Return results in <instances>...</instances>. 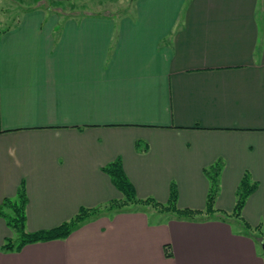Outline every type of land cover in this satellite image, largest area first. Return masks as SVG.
<instances>
[{"label":"crops","instance_id":"obj_1","mask_svg":"<svg viewBox=\"0 0 264 264\" xmlns=\"http://www.w3.org/2000/svg\"><path fill=\"white\" fill-rule=\"evenodd\" d=\"M131 1L13 21L0 6V210L21 182L31 232L104 208L122 198L103 169L120 158L139 198L167 203L174 184L200 211L221 160L215 211H115L20 250L2 249L17 233L0 214V264H264V0Z\"/></svg>","mask_w":264,"mask_h":264},{"label":"trees","instance_id":"obj_2","mask_svg":"<svg viewBox=\"0 0 264 264\" xmlns=\"http://www.w3.org/2000/svg\"><path fill=\"white\" fill-rule=\"evenodd\" d=\"M35 1L36 3L40 0H31ZM56 2V0H54ZM36 5V4H35ZM35 7V6H34ZM32 7H27L25 9H30ZM223 167L222 161H218L209 168L205 170V173L210 179V189L207 195L206 201V209L205 211L190 209V208H179L177 206L178 201V191L177 187L172 184L170 189L169 199L166 205L172 210L177 211L179 218L185 219H205L208 216L213 215L215 197L219 187V174ZM103 169L109 174L111 177L112 182L114 185L121 191L122 198L118 200H113L109 202L104 208H86L82 207L79 209L78 213L72 219L63 222L57 227L46 229V230H39L35 232L28 231L26 229V204H27V194L25 189L24 182H21L17 198L14 200H7L5 205H9L11 207L12 213H5L2 209L0 210V214H2L7 223L12 227L18 237L15 240L7 239L6 242L3 244V250H20L25 244L37 242V241H44V240H52L58 238H65L67 237L74 229L78 228L82 223H85L91 219H94L102 214H106L104 211L106 208L108 210L115 211H131L136 208H127L126 206L129 204L141 203L146 201H153L155 204H159L153 198H144L141 199L137 196L135 186L130 181L128 176L126 175L121 159L118 158L106 166ZM256 187L255 182H251L250 177L248 174L244 175L243 179L240 182L237 201L234 209V215H240V211L242 210L245 200L248 194ZM107 213H109L107 211ZM204 213H206L204 215ZM208 215V216H207ZM206 216V217H205ZM165 247H169L168 244ZM169 255L170 252L167 251Z\"/></svg>","mask_w":264,"mask_h":264},{"label":"rangeland","instance_id":"obj_3","mask_svg":"<svg viewBox=\"0 0 264 264\" xmlns=\"http://www.w3.org/2000/svg\"><path fill=\"white\" fill-rule=\"evenodd\" d=\"M131 2V0H76L72 3L70 2L69 4L67 2H60L59 4L57 3V1L55 2L54 0H40L37 3L31 0H0V6L2 14L4 15L3 17L7 18L8 16V18L13 21L12 17L22 15L23 9L27 7L29 8L34 6H40V8L50 9L52 14L54 15H61V13H65V11H67L68 13H79L78 11H81L83 13L87 12L99 14L111 12L113 13V15H117L122 12H130ZM259 8L261 7L259 6ZM166 204L167 203L160 202L159 204H155L153 201H146L137 203V205H135V203L130 205L128 204L126 207L144 209L150 213L152 219H162L165 217L170 218L172 215L178 216L179 213L175 210L170 209L168 207L169 205ZM5 206L6 211L8 213H12L11 207H9V205ZM104 211H106V214H108L107 211L109 213L112 212V210L110 211L108 210V208H106ZM205 214L206 213H204V215ZM210 217L211 216H208L205 219H208ZM218 218H222V216H218ZM17 237L18 235L15 237V239Z\"/></svg>","mask_w":264,"mask_h":264},{"label":"water","instance_id":"obj_4","mask_svg":"<svg viewBox=\"0 0 264 264\" xmlns=\"http://www.w3.org/2000/svg\"><path fill=\"white\" fill-rule=\"evenodd\" d=\"M263 248H264V245H263Z\"/></svg>","mask_w":264,"mask_h":264}]
</instances>
